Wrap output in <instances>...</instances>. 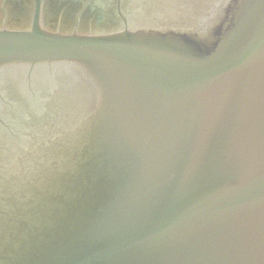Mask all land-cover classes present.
<instances>
[{
	"label": "water",
	"instance_id": "95a60500",
	"mask_svg": "<svg viewBox=\"0 0 264 264\" xmlns=\"http://www.w3.org/2000/svg\"><path fill=\"white\" fill-rule=\"evenodd\" d=\"M138 7L109 35L0 31V67L77 75L0 117V264H264V0Z\"/></svg>",
	"mask_w": 264,
	"mask_h": 264
},
{
	"label": "flooded vegetation",
	"instance_id": "af4514ba",
	"mask_svg": "<svg viewBox=\"0 0 264 264\" xmlns=\"http://www.w3.org/2000/svg\"><path fill=\"white\" fill-rule=\"evenodd\" d=\"M44 23L50 29L57 22V12H64L71 6L76 7L80 0H40ZM84 4H89L96 8L97 0H87ZM37 0H0V28L27 29L34 18ZM95 5V6H94ZM66 13V12H65ZM53 15V17H51ZM52 23V24H51ZM69 26H60L58 29H67ZM75 27V26H74ZM71 28V27H70ZM76 28L72 29V31Z\"/></svg>",
	"mask_w": 264,
	"mask_h": 264
},
{
	"label": "rangeland",
	"instance_id": "374dc122",
	"mask_svg": "<svg viewBox=\"0 0 264 264\" xmlns=\"http://www.w3.org/2000/svg\"><path fill=\"white\" fill-rule=\"evenodd\" d=\"M56 19H57V22L59 21V23H61V22H63L64 20L66 21V22H69V20H71V22H72V17L70 18V17H66V18H59V17H57L56 16ZM83 26H85L86 24H82ZM86 28V27H85ZM84 28V29H85Z\"/></svg>",
	"mask_w": 264,
	"mask_h": 264
}]
</instances>
